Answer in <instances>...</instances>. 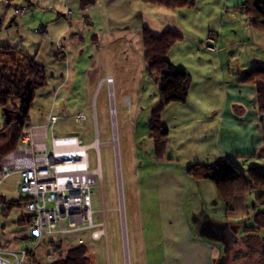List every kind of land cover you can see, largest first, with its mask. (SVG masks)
<instances>
[{
	"label": "rangeland",
	"instance_id": "rangeland-1",
	"mask_svg": "<svg viewBox=\"0 0 264 264\" xmlns=\"http://www.w3.org/2000/svg\"><path fill=\"white\" fill-rule=\"evenodd\" d=\"M29 1L32 6L27 8L28 15L14 18L15 6L26 7L27 0H0V46H11L35 56L36 63L46 75V85L35 92L29 121L21 128V133L47 125L51 114L58 118V124L49 128V138L52 133H56L58 138L76 137L87 148L89 169L100 170L91 196L94 228L68 234H43L36 245L28 228L17 223L27 216L25 209L21 206L5 214L6 204L19 199L17 175L10 174L4 181L0 179L1 248L15 251L31 249L34 259L27 258L24 264H48V254L55 250L52 255L55 261L82 240L91 264H161L163 251L159 246V213L155 196L158 194L159 177L168 178V172L158 166L149 139L147 125L150 112L158 102V84L144 70L141 31L134 32L132 28L109 30L102 10L108 5L104 0H98L101 7L92 16L88 13L91 7L81 10L74 0ZM238 1L197 0L193 9H181L190 12L189 18L194 24L203 13L212 18L214 27L218 28L214 32L219 35L225 52L222 56L207 53L202 44L212 41V38L206 33L191 30L184 21H188V16L182 17L175 11L164 15L167 10L143 0L137 12L140 25L153 34H159V26L167 18L169 28L173 27V31L183 37L181 42L171 47L167 60L174 67H184L193 74L190 76V88L192 78L195 79L200 68L205 67L211 73L215 72L214 77L223 89V78L232 80L234 77L235 84L242 85L236 81V76L240 75L237 71L249 70L252 61L245 51L247 17L239 9ZM205 2L209 4L205 6ZM6 3H10L9 7ZM114 14L117 17L116 11ZM169 18L173 20V26ZM134 21L138 22V19ZM190 46L194 48L191 51ZM10 107L16 108L17 105ZM78 114L84 116L80 123L74 121ZM4 125L5 117L0 108L1 150L16 137L21 127L13 122L1 131ZM115 138L116 144L112 145ZM95 143L99 146L98 154L93 146ZM167 154L168 151L166 158ZM250 163L237 164L245 176L254 166ZM183 165L187 167L190 164ZM197 183L194 193L208 196L201 182ZM254 197L255 193L251 192L247 198L248 205ZM210 203H195L200 211L193 219L206 221L214 217L216 220L211 209H205ZM255 211L264 212V206L256 207ZM248 213L249 219L241 222L228 220V225L218 220L208 222L213 225L211 231L215 237L227 235L222 248L214 253L215 264H264V232L259 233L258 238L244 234V231H254L252 209ZM102 230V237L91 243L90 233Z\"/></svg>",
	"mask_w": 264,
	"mask_h": 264
},
{
	"label": "crops",
	"instance_id": "crops-1",
	"mask_svg": "<svg viewBox=\"0 0 264 264\" xmlns=\"http://www.w3.org/2000/svg\"><path fill=\"white\" fill-rule=\"evenodd\" d=\"M74 1L79 6V1ZM104 1L108 5L107 7L104 5L102 10L109 30L132 28L134 32H140L146 28L141 26V19L137 12L141 8V0ZM227 1L234 3V0ZM206 3H204L205 6L209 4ZM243 3L244 0L238 1L239 9L243 7ZM6 4L9 7L10 3ZM26 4L27 6H22V8L29 9L32 6L29 0ZM92 6L88 10L91 16L101 7L100 4L98 5V0ZM20 8L21 6H15L14 14L15 10ZM115 11L118 14L117 17L121 19L115 16ZM173 11L182 17L188 16V21L185 19L184 21L196 33H206V36L209 33L213 34L212 41L216 44L217 52L207 53L219 56L225 53L221 48L219 35L214 32L218 28L214 27L210 16L203 13L202 18L200 20L198 18L194 24L190 21V12L167 10L164 15L173 14ZM69 15L70 13L67 14L68 17ZM86 18L90 19V17ZM135 18L138 19L139 24L134 21ZM169 19L173 26V20ZM165 20V23L162 22L159 26V34L164 29L175 30L173 27L169 28L170 23L167 18ZM209 23L210 26H208ZM245 24L248 39L245 51L252 60L249 70L264 69V35L252 30L247 18ZM193 49V46H190V51ZM212 59L215 61L213 57ZM214 66L216 68V64ZM178 69L193 76L184 67L178 66ZM249 70H238L237 72L242 75ZM214 74L215 72L211 73L210 69L200 68L197 77L192 78V86L185 104H172L173 106H168L165 113L161 115L162 128L168 132L167 160H171V162H157L159 167L166 168L168 172V178L159 177L158 194L155 196L159 213V246L163 251L161 264H215L214 253L218 248H222L223 239L227 235L215 237L211 231L213 225L210 226L208 222L218 220L223 225H228L229 221H232L226 217L224 206L214 185L201 181L209 193L208 196H198L197 192L194 193L198 188V183L187 176L186 167L183 164L207 166L226 159L236 167L237 164L251 162V166H254L250 169L264 172V117L260 116L256 109L255 89L252 86L236 85L234 77L232 80L223 78L224 88L222 89ZM13 139L4 146V150L0 149V153L10 146ZM199 202H211L205 206V209L207 211L209 207L212 216L216 215V220L214 217L206 221L193 219V216L200 211L194 204ZM234 221L241 222L242 220L235 219Z\"/></svg>",
	"mask_w": 264,
	"mask_h": 264
},
{
	"label": "trees",
	"instance_id": "trees-1",
	"mask_svg": "<svg viewBox=\"0 0 264 264\" xmlns=\"http://www.w3.org/2000/svg\"><path fill=\"white\" fill-rule=\"evenodd\" d=\"M81 10L96 3V0H78ZM151 5L167 10L193 9L197 0H143ZM247 17L249 27L264 34V0H244L240 9ZM142 57L144 70L158 84V102L150 112L148 120L149 139L158 161H169L165 157L168 146V132L162 128L161 115L171 104H185L191 85L190 76L181 69L174 67L167 60L171 47L183 40V37L173 30H164L153 34L148 28L141 30ZM212 38L213 34L209 33ZM209 52V51H208ZM61 60V59H60ZM64 60V58H63ZM238 84L249 85L255 89L256 109L264 117V69L253 68L242 75L236 76ZM46 85V75L36 63L35 56L31 57L21 50L11 46H0V108L5 117L4 131L13 122L21 125L10 146L0 153V161L18 144L21 128L29 121V113L35 97V92ZM16 104V108L10 105ZM15 115V117L13 116ZM186 174L196 182H211L217 191L225 209V215L230 220L249 219L248 210L252 209L254 231L244 234L253 235L264 232V212H256L255 208L264 206V172L249 169L246 176L229 160H221L212 165H189ZM254 192L251 205L247 198ZM26 199L9 202L5 214L17 207H24ZM7 214V215H8ZM31 216L21 218L19 226L28 228ZM264 243V240H262ZM55 254H48L50 257ZM33 250L28 252L25 259H34ZM36 262V261H35ZM37 263V262H36ZM48 264H91L88 250L85 246H74L67 250L64 257H58Z\"/></svg>",
	"mask_w": 264,
	"mask_h": 264
},
{
	"label": "built area",
	"instance_id": "built-area-1",
	"mask_svg": "<svg viewBox=\"0 0 264 264\" xmlns=\"http://www.w3.org/2000/svg\"><path fill=\"white\" fill-rule=\"evenodd\" d=\"M28 12L27 8L17 9L15 15L22 18ZM209 41L202 46L209 52L217 51L215 43ZM83 120L82 114L74 118L76 123ZM57 124L58 118L50 114L47 125L21 133L15 149L0 161L2 181L10 174L17 175L18 198L27 200L24 209L31 216L28 231L36 245L43 234H68L94 228L91 196L100 170L89 169L87 148L76 137L58 138L56 133H52L49 138V128ZM111 144H116V138ZM93 146L98 154V144ZM103 234L104 230L92 231L90 242L98 241ZM77 246L86 247L82 240ZM30 251L0 247V264H24L25 256ZM54 259L50 256L46 261L52 262Z\"/></svg>",
	"mask_w": 264,
	"mask_h": 264
},
{
	"label": "bare ground",
	"instance_id": "bare-ground-1",
	"mask_svg": "<svg viewBox=\"0 0 264 264\" xmlns=\"http://www.w3.org/2000/svg\"><path fill=\"white\" fill-rule=\"evenodd\" d=\"M110 81V79H108Z\"/></svg>",
	"mask_w": 264,
	"mask_h": 264
}]
</instances>
